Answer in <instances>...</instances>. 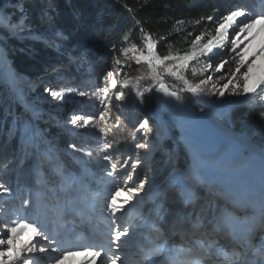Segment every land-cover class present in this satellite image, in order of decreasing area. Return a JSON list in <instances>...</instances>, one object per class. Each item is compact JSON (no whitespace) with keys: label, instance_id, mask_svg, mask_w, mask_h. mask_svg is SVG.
<instances>
[{"label":"rangeland","instance_id":"obj_1","mask_svg":"<svg viewBox=\"0 0 264 264\" xmlns=\"http://www.w3.org/2000/svg\"><path fill=\"white\" fill-rule=\"evenodd\" d=\"M238 1L239 5L233 6L232 10H244L248 19L257 15H264V2L251 9V5L248 6L246 1ZM5 24L6 21L0 13V25L5 26ZM258 29L259 25L257 26ZM245 44H247V41H244V44H241L236 52L228 50L230 45L226 46L223 51L226 50L231 59L233 58L235 61L239 58L237 53L242 50ZM223 51L220 48H214L213 52L207 56H200L197 60L191 61L188 68L189 73L192 75L191 69L193 67L200 68L208 62H212L210 57ZM129 55L131 56L132 53H129ZM257 55L261 56V60L257 61V68H259L264 63V55L261 54L259 40L253 45L248 56V63H251ZM109 65L113 70V61ZM153 67H155L154 64ZM101 71L95 70V68L90 70L87 86L73 85L63 80H59L56 84L39 86L36 83L24 82L17 77L9 67L4 54L0 53V81L4 79L5 84L16 92L23 105L33 114L32 126L21 128L23 140L28 139L29 144L27 145L32 147L31 151L33 150L35 153L43 152L45 156L49 157L50 164L54 168V174L62 184L67 182L66 177H68L74 186L71 189V197L66 196L63 201L58 202L57 198H54V200H47L44 203L41 202L35 205L33 200L37 185L33 184L30 185L31 188L29 189H22L28 192V198L25 199L28 204L25 205L24 201L21 205L16 203L13 206L15 196L12 195L10 188L12 183H8L7 178L14 177V175L11 170H7L6 166L1 167L0 183L4 184L8 191L0 192V234L4 232L3 222L8 221L10 218L18 215L34 216L39 218L41 225L51 237L57 240L62 248L92 246L103 250L101 256L96 257L91 262L89 258L79 256L70 257L65 261V264H112V260L117 256L119 259L116 260V264H200L202 254H206L210 258L211 264H242V262H246V264H264V198L257 202L256 209L259 213H256V226L258 230L255 239L250 243L253 245L251 250L245 253L243 242L247 241L240 234L245 232V224L252 218L249 215L251 210L245 209L242 211L237 209L226 190L228 188L224 182H227L228 185V181L232 182V193L235 192L236 188L249 184H245L243 180H237L234 174L232 179H228L226 175H222L221 171L211 166L202 165V167H199L195 152L196 148L193 146L191 138L185 133V130L205 129L209 132L216 131L215 133L221 135L224 139L232 137L233 142L252 150L258 159L262 158L261 162L264 163V136L257 135L249 128L232 130L222 124V120L229 118L230 113L235 108L243 105L259 104L264 100L259 99L256 93L244 94L241 88H236L235 91L239 94L233 95L232 85H229V88L224 90V96H219L217 93V98L214 99L204 97L202 94H194L198 99L202 98L211 111L203 115L189 110L180 100L177 101L158 91V85H156L157 101L163 110L175 120L177 127L180 129L179 143L189 154L187 156L188 165L184 167V170L173 171L172 166L169 169L165 168V165L168 164L166 162L161 164L151 162L153 159L150 156L147 157V148H135V144L140 143L136 140L139 128L131 126L126 121L128 119L127 113H124L121 101L115 99L113 91L109 92V98L113 106L110 116L104 122L96 123L99 119L98 114L102 109L99 99L92 97L91 94L97 87L103 88L105 86L104 75L103 77L100 76ZM243 71H246V65L241 68V72ZM217 73L220 72L208 70L202 76L197 73L195 77H208L211 75L212 80L209 81L208 85L213 89L212 85L215 83L217 89H219L222 86L213 80V76ZM237 81L240 85L243 84L240 73H237ZM237 81H234V83ZM164 83L169 89L174 90L168 83L165 81ZM23 85L26 87L24 91L21 90ZM213 90L214 93L217 92L216 89ZM53 91L60 92L63 98H53L51 95ZM81 92L86 93V95H80ZM257 93L264 96V92H261L259 88ZM29 94L34 98L30 102L28 101ZM36 103L40 104L36 105ZM73 107L75 110L71 111ZM77 108L79 110L76 113ZM74 115L85 118L91 116L94 117V121L86 127H77L71 123ZM116 117H119V126L112 128L110 134L105 137L104 133L100 131V127L104 124L111 127L115 123ZM49 119H55L63 129L70 131L72 141L69 142L66 139L62 143L60 138L55 137L51 140L54 143L53 147L50 146L47 140H44L43 131L33 124L40 120H43V123L46 124ZM146 120L153 129L154 134L153 136H144L141 142L147 143L148 147L162 150L167 156L169 151L161 148L163 140L170 138V133L164 122L162 119L153 116H148ZM79 123H82V121H78ZM125 124L127 125L126 129H124ZM32 132L36 138H31L33 137ZM115 134H117V138L112 140ZM105 139L111 144L114 141L117 143L121 141L134 143L129 149L133 151L131 155L136 159L132 158L127 164L128 167L123 166V169L117 168V164L113 176L108 175L109 172L113 171L111 163L103 159L105 153L100 151ZM41 140H44L43 146L40 144ZM79 141L84 142L77 144ZM125 147V145H122V150ZM87 152H91L92 156L86 155ZM108 154L113 156L112 162L118 160L121 164H125V161H121L122 155H124L121 150H114L112 146ZM73 162H79V174L71 171ZM133 163H136L135 169L137 171L141 170V166L149 167V170L144 171L146 174L139 177L140 172L135 174L130 167ZM103 165H108V170L102 169ZM137 165L140 167H137ZM96 167L102 170L95 171L94 168ZM34 168L35 163L32 161L28 166L30 172L26 173L25 177L23 176L26 182H28L31 175L32 179L34 174L36 175ZM263 170L256 171L255 177L258 178L261 174L264 175ZM169 171L168 177L172 178L167 180L165 178L167 173L165 172ZM18 173L22 174L20 171ZM38 176L41 177V174H38ZM129 176H131V179H129ZM141 181L144 182V187L138 193L131 197L124 193L117 198V205L124 200H128V203L124 204L122 210L113 216L110 210L107 209V203L115 189L121 186L135 187ZM42 182L39 188L40 191L44 190V186L47 185L44 180ZM26 185L25 183L24 186ZM68 187H70L69 184ZM248 188L250 191L258 189L256 184L248 186ZM40 193H36V195H40ZM40 201H43V198ZM204 204L208 206L210 212L213 207H216L211 215V224L206 225V227L200 225L196 228L198 230H194L191 227L192 218L188 215V212L193 216L200 217L197 211H204ZM161 212L163 213L162 217ZM153 213L160 217L158 224H155L152 219ZM124 228L128 229V234L122 236L120 241L116 242L119 244V248H117L111 237L114 230ZM230 229L234 230L235 238L228 239V230ZM239 231L241 233H238ZM23 239H27V237ZM241 240L243 241L241 242ZM58 255H60L58 252H36L34 254L35 264H53V258Z\"/></svg>","mask_w":264,"mask_h":264},{"label":"trees","instance_id":"obj_2","mask_svg":"<svg viewBox=\"0 0 264 264\" xmlns=\"http://www.w3.org/2000/svg\"><path fill=\"white\" fill-rule=\"evenodd\" d=\"M244 1L248 6L251 5V9L264 2V0ZM235 5H239L238 0H0V13L6 21L5 26L0 25V53L4 54L9 67L24 82L44 86L63 80L69 84L87 86L92 68L100 71L103 68L100 75L103 77L107 71H111L109 64L114 56L124 59L120 52L122 48L134 46L143 49L146 53L145 34L151 36L155 51L161 57L169 54L183 56L191 50V43L195 36L205 33L203 43L215 35L220 18L231 11ZM209 16L213 17L212 21L206 19ZM202 17L204 19H201ZM180 21L182 23H178ZM217 53L219 55L210 57L214 66L221 60H227V64L220 73L213 76V80L223 86L227 83V79L221 77H230L231 71L235 68V61L226 50ZM120 67L118 79L130 81L129 87L123 89L125 99L120 102L124 113L126 112L128 116L126 121L131 126L139 128L140 123L148 116L157 117L162 119L170 133V138L164 139L161 146L162 149L169 151V154L166 156L160 149L147 147V157L150 156L153 159L151 162L154 163H168L165 165L166 169L172 166L173 171L184 170V167L188 165L189 154L179 143L180 129L175 120L157 101L154 81L148 78L149 65L143 62L137 65L134 61H129ZM158 71L163 72V69ZM141 75L145 78L139 81L140 91L152 88L151 92L144 93L143 102L136 96V90L132 87L136 84V78ZM184 75L192 85L199 84L201 80L207 78L192 76L188 70L184 71ZM164 81L175 91L185 87L182 81L167 74H164ZM201 87L203 92L200 94L204 97L217 98L210 85H201ZM25 88L23 85L21 90L24 91ZM179 94L180 101L189 110L203 115L211 112L202 98L198 99L196 95L186 90ZM28 98L29 102L34 100L30 94ZM39 104L36 103V105ZM72 110H75L74 107L71 108ZM78 110L77 108L76 113ZM32 117L33 114L23 105L21 98H18L16 92L2 79L0 81V173L3 166L13 172L14 177L7 178V182L12 183L10 188L12 195L15 196L13 206L16 203L21 205L28 198V192L22 189H29L33 184L37 185L33 200L35 205L54 200V198H57L58 202L63 201L66 196L71 197V189L74 188L68 177L65 184L57 179L47 155L45 156L43 152L31 151L32 147L27 145L28 139L23 140L21 128L31 127ZM33 124L43 131L44 140H47L52 147L54 143L51 140L55 137L60 138L62 143L66 139L69 142L72 141L71 132L63 129L55 119H49L46 124L43 120ZM222 124L232 130L249 128L257 135L264 136V101L235 108L229 118L222 120ZM126 128L125 124L124 129ZM152 130L151 128V131L145 135V130L139 128L136 134L137 142H141L144 136H153ZM32 135L31 138H36L33 132ZM115 138L117 134L113 135L112 140ZM44 140H41V146ZM83 142L79 141L77 144ZM133 144L126 141L112 143L114 150H121L124 154L121 161H125V164H128L132 158L136 159L131 155L133 151L129 149ZM122 145L126 146L124 150ZM32 161L35 163L36 175L34 174L33 179L31 175L26 182L23 176L30 172L28 166ZM117 164L119 169H123L125 165L120 161ZM137 167L140 166L137 165ZM102 169L108 170V165H103ZM102 169L94 168L95 171ZM147 170L149 167L141 166L140 171L135 169L134 172L135 174L140 172L139 177H141ZM19 171L22 172L21 175ZM71 171L79 174V162H73ZM165 173H167L165 177L167 180L172 178L168 177L170 171ZM38 174H41V177ZM42 180L47 185L40 191ZM25 183L26 186H24ZM68 184L70 187L67 188ZM41 198L43 201H40ZM215 208L213 207L210 212L208 206L204 204V211H197L200 217L188 212L192 218L191 227L195 230L200 225L203 227L210 225ZM152 219L155 224L160 222V217L156 213H153Z\"/></svg>","mask_w":264,"mask_h":264},{"label":"snow or ice","instance_id":"obj_3","mask_svg":"<svg viewBox=\"0 0 264 264\" xmlns=\"http://www.w3.org/2000/svg\"><path fill=\"white\" fill-rule=\"evenodd\" d=\"M242 17L244 19H240ZM201 19L204 18L202 17ZM206 19L212 21L213 17L209 16ZM178 23H182V21ZM197 23H200V21H197ZM258 25L259 29L257 30ZM230 30H232L231 34ZM189 35H191V33H189ZM204 37L205 33L203 32L200 33V35L195 36L191 43V50L186 52L183 56L169 54L161 57L155 51V45L151 36L147 34L144 36V46L147 49L146 53L143 49H138L134 46L131 48H122L120 52L124 59L122 60L118 56L113 57L114 68L111 71H107L106 75L103 77L105 86L103 88L97 87L91 94L92 97H97L99 99L100 107L102 109L98 114L99 119L96 123L99 124L100 122H104L106 118L110 116L113 107L109 98L110 91H113L117 101H123L125 99L123 89L129 87L130 81L127 79L119 80L118 77L121 72L120 66L127 64L129 61H134L137 65H140L142 62L148 64L150 68L148 78L154 81V86L158 85L157 90L179 101L181 100L179 92L186 90L193 94H200L203 92L201 85H207L209 81L212 80V76L210 75L207 79L201 80L199 84L192 85L184 75V71L188 70L191 61L197 60L200 56H207L209 53L213 52L214 48H220L223 51L228 45H230L228 50L236 52L241 44H244V41H247V44H245L242 50L237 53L239 58L235 60V68L231 71L230 77H221L226 78L227 83L223 84L222 88L219 89H217V85L214 83L212 88L216 89L217 92L213 94L218 93L219 96H224V90L228 89L229 85H232L233 95L239 94L235 91L236 88H241L244 94L256 93L259 99L264 100V96H260V94L257 93L258 88L261 92H264V63L257 68V61L261 60V56L257 55L251 63H248V56L251 53L253 45L256 44L258 40L260 41L261 54L264 55V15H257L248 19L244 10H231L220 18V22L215 29V35L202 43ZM125 39H127V37H125ZM129 53H132V55L130 56ZM215 55H219V53H216ZM168 61L174 63H167ZM153 64L155 67H153ZM225 64H227V60H221L219 63H216L215 66L212 62H208L200 68L193 67L191 72L193 76H196L197 73L202 76L204 72L208 70L221 72ZM245 65L246 71L241 72V68L245 67ZM157 69H163V72L158 71ZM237 73H240V79L243 80L242 85L237 81ZM164 74L182 81L185 87L179 89V91L169 89L164 83ZM144 78L143 75L138 76L136 78V84L132 85L136 90V96L141 102H143L144 93L152 91L151 87L144 89V91H140L139 81ZM234 81L237 82L234 83ZM118 87L119 90H117ZM51 95L56 99L63 98L60 92L53 91L51 92ZM80 95L83 96L86 95V93L81 92ZM78 121H82V123L78 124ZM93 121L94 117L91 116L85 118L80 115H74L71 119V123L77 127H86ZM118 126L119 117H116V121L111 127L104 124L100 127V131H102L105 137H107L112 128ZM139 128L145 130V135L151 131V127L147 120L140 123ZM111 147V142L105 139L100 151L105 153L103 159L111 163L113 171L109 172L108 175L113 176L115 175L114 170L117 167L118 160L117 162H112L113 156L108 154ZM147 147L148 144L144 142L135 144L136 149H146ZM85 154L92 156L91 152ZM124 166L128 167L127 164ZM130 167L132 170H135L136 163L131 164ZM129 179H131V176H129ZM143 187V181L139 182L135 187H117L114 193L110 196V200L107 203V209L110 210L111 214L114 216L117 212L122 210L124 204L128 203V200H124L117 205V198L124 193L131 197L143 189ZM7 191V187L0 183V192ZM24 203L25 205L28 204L27 201ZM3 229V234H0V264H35L34 254L36 252L60 253V255L53 258V264H65V261L70 257L74 258L79 256L89 258L91 262L96 257L101 256L103 251L100 248H93L92 246H74L71 248L60 247L57 240L51 237L47 230L41 225L39 218L34 216L18 215L14 218H10L8 221L3 222ZM127 234V228L114 230L111 239L112 242L116 244L117 248H119V244L116 242L120 241L121 237L126 236ZM24 237H27V239H23ZM118 259V256L115 257L112 260V264H116V260ZM200 264H211L210 258L206 254H202Z\"/></svg>","mask_w":264,"mask_h":264},{"label":"bare ground","instance_id":"obj_4","mask_svg":"<svg viewBox=\"0 0 264 264\" xmlns=\"http://www.w3.org/2000/svg\"><path fill=\"white\" fill-rule=\"evenodd\" d=\"M215 132H209L205 129L185 130V133L191 138L192 144L196 148L195 152L199 167H202V165H206V167L211 166L221 171L222 175H226L228 179H232V175L234 174L237 180H243L245 184H249L247 186L242 185L238 189L236 188L235 192L232 193V182L228 181L229 185L227 182H224L228 188L226 190L237 209L242 211L245 209L251 210L248 212L254 221H247L245 232H238L241 233L240 236L249 239L251 226L256 224V213H259L256 209L257 202L264 198V175L261 174L257 178L255 177V173L264 169V163L261 162L262 158L258 159L252 150L233 142L232 137L224 139ZM249 173L250 175H248ZM253 184H256L258 189L250 191L248 186ZM252 246V244H248L244 249L246 248V251L249 252ZM242 264H246V262H242Z\"/></svg>","mask_w":264,"mask_h":264}]
</instances>
